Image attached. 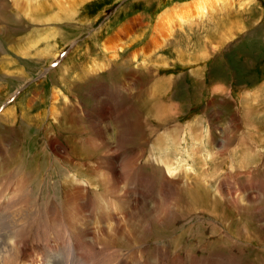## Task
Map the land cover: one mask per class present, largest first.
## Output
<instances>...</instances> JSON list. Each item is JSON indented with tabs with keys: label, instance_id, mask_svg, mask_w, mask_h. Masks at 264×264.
I'll use <instances>...</instances> for the list:
<instances>
[{
	"label": "rangeland",
	"instance_id": "obj_1",
	"mask_svg": "<svg viewBox=\"0 0 264 264\" xmlns=\"http://www.w3.org/2000/svg\"><path fill=\"white\" fill-rule=\"evenodd\" d=\"M192 1L47 0L33 22L0 0V116L12 108L0 118V248L13 224L48 263L264 264V0L177 28L146 58L160 16ZM122 29L112 57L104 45ZM111 164L134 206L110 191ZM72 201L95 236L78 252ZM60 214L84 259L64 252ZM47 216L55 254L34 240Z\"/></svg>",
	"mask_w": 264,
	"mask_h": 264
},
{
	"label": "bare ground",
	"instance_id": "obj_2",
	"mask_svg": "<svg viewBox=\"0 0 264 264\" xmlns=\"http://www.w3.org/2000/svg\"><path fill=\"white\" fill-rule=\"evenodd\" d=\"M13 5H15V7H17L18 10V14H21L22 16H25L27 18H29L31 21L33 22H43L44 20H40L41 17V13L43 15H46V13L50 10H48V7H50V4H48L46 1L47 0H11ZM70 1H74V2H82L83 0H70ZM234 0H194L192 2L189 3H185L180 5L178 8L174 9V10H170V11H166L164 12L160 18L158 19L157 23H156V32L155 35L152 39V43L150 45L147 46V48L145 50H142V54L146 55V58L150 56L151 53L155 52L156 50L160 49L165 43H167L169 40H171V37H173L174 32H176L175 30L177 28H181L183 26L186 25H191L192 23H198L197 20H203L204 18H208V16L213 15L215 12L217 13L219 12H224L229 10L232 7ZM40 2V3H39ZM253 3V0H245V2L243 4H241L242 8L245 7H249L250 4ZM53 5L58 6L59 3L53 2ZM70 5H72V3H69ZM63 5L60 3V6ZM68 6V5H67ZM60 8V7H59ZM62 8V7H61ZM65 8V7H64ZM58 9V8H57ZM67 9V8H66ZM70 9V8H68ZM173 9V8H172ZM224 9V10H223ZM63 10V8H62ZM61 10V11H62ZM65 10V9H64ZM59 11V10H58ZM66 11V10H65ZM50 12V11H49ZM67 12V11H66ZM56 13V12H55ZM226 13V12H225ZM56 14H54L55 16ZM50 16V15H49ZM48 16V17H49ZM46 18L45 21H49V18L52 19H56V17H49ZM202 22V21H201ZM126 30V29H125ZM122 29V31L117 34L115 37H112L109 39V41H107V43L104 45V49L106 53H109L112 55V57H114V55L116 54L117 50H122L123 45L125 43L124 39H122V37L125 35L124 32H127ZM128 30V29H127ZM124 33V34H123ZM156 36V37H155ZM47 39V38H46ZM27 44V43H26ZM28 45V44H27ZM31 45V44H30ZM30 48V47H29ZM163 48V47H162ZM27 49V47L25 48L24 46H22L20 48V52L24 53L25 50ZM147 49H149V52L147 53ZM24 56V54H23ZM137 53H135L133 58L137 59ZM146 61V60H145ZM145 61H143V65H145ZM152 93V92H151ZM96 97V96H95ZM99 97V96H98ZM101 97V96H100ZM99 97V98H100ZM251 100L257 101V96L253 95L250 96ZM101 102V100H100ZM99 102V103H100ZM253 102V101H252ZM103 106V104H102ZM104 107V106H103ZM106 108V107H105ZM124 109V108H123ZM101 111V109H99ZM128 111V110H127ZM51 115H53V117L57 118L56 112H54V108H52L51 110ZM125 112V111H124ZM12 113V108H8L6 109V113L4 112L3 115L0 116V118L2 119H6L9 115H11ZM101 113V117L103 118V116L105 117V115L108 114V109H102ZM125 114V113H123ZM103 120V119H101ZM98 123V122H97ZM106 129V128H105ZM197 136V135H196ZM163 145V144H162ZM53 146V145H52ZM159 147H161V144L158 145ZM111 148V147H110ZM197 143L194 146V149H197ZM215 148V147H214ZM109 149V148H108ZM109 151V150H108ZM10 153V152H9ZM109 153V152H108ZM112 156V155H111ZM13 157V156H12ZM111 158V157H110ZM16 159V158H15ZM162 163L166 168V173L168 176L173 177V175L170 172V158L169 156L167 157H163L162 158ZM15 161V160H14ZM111 161V160H110ZM136 163V161L134 162V164ZM133 164V165H134ZM132 165V166H133ZM137 165V164H136ZM8 166V165H7ZM112 166V164H111ZM127 170H129L130 168H132V166H127L125 165ZM3 167V166H2ZM4 168V167H3ZM2 168V169H3ZM6 168V167H5ZM4 168V169H5ZM112 169H110V176L107 177L108 182L113 184L111 185V189L110 191L114 194L117 195L118 197H121L120 200H123L122 205L125 207L126 205H133L135 201V198H133L132 194H130L129 192H125L124 189L123 191L118 187L117 182L120 181V179H125V175L127 171H124L120 174L117 173V171L115 170V168L112 166ZM3 169V170H4ZM9 169V168H8ZM1 170V169H0ZM6 171V170H5ZM8 171V170H7ZM4 172V171H3ZM9 172V171H8ZM127 176V175H126ZM120 178V179H119ZM119 179V180H118ZM118 180V181H117ZM117 181V182H116ZM120 183V182H118ZM185 183V181H184ZM84 188V187H82ZM109 188V187H108ZM194 187L190 186V190H192ZM81 189V188H80ZM127 189V188H126ZM86 189L84 188V191ZM83 191V190H82ZM108 191V190H107ZM69 194V193H68ZM67 195V194H66ZM80 196V195H79ZM75 197L74 195H69V202L72 200V198ZM78 197V196H76ZM75 197V200H76ZM122 197H124V199L127 201H125L124 199H122ZM79 198V197H78ZM118 199V198H117ZM23 201V200H22ZM78 201V200H76ZM76 201H72L70 204L73 206L72 210L74 211L73 215H71L70 217L73 218L71 219L69 217L68 223L72 229V232L75 233V236L77 237L78 241L76 243V245L78 246L77 252L82 249V247L86 246V244L89 242L91 244V240L92 238L95 240V236L94 237H90L89 236V230L87 228H82L81 226H79L77 224V221L74 220V218H78V217H83V212H85L84 207L80 204H78ZM125 201V202H124ZM23 205V204H22ZM27 205V204H26ZM70 206V205H69ZM70 206V207H72ZM134 206V205H133ZM30 207V206H28ZM15 208V207H14ZM136 208V207H134ZM84 209V210H83ZM105 209V208H104ZM109 212L106 213V216L109 218V221H112L113 219L117 220V216H113L114 214L111 213L110 208ZM124 209V208H123ZM16 210V209H14ZM125 210V209H124ZM18 211V210H17ZM102 211V209H101ZM107 212V211H106ZM131 212V211H130ZM69 213V212H68ZM103 213V212H102ZM119 213V212H117ZM129 213V212H128ZM78 214H81L78 216ZM105 214V213H104ZM116 214V213H115ZM19 215V214H18ZM85 215V214H84ZM117 215V214H116ZM16 216V215H15ZM19 217V216H18ZM100 217V216H99ZM15 220V217H13ZM22 218V217H21ZM82 219V218H81ZM107 219V218H106ZM108 220V219H107ZM119 220V219H118ZM117 220V221H118ZM86 223V221H84ZM82 223V222H80ZM119 223V222H118ZM16 224V223H15ZM31 225V224H30ZM83 225V224H82ZM90 225V224H89ZM101 223L100 226L101 227ZM85 226V225H83ZM110 226V225H109ZM29 227V226H28ZM32 227V226H30ZM87 227V224H86ZM20 228V227H19ZM18 228V225L15 226L13 224H9V228L7 229V233H8V240L3 241V245L0 248V264H66L64 263L65 261H55L52 260L51 263H48L47 261L43 260V259H39L37 260V257H35L38 252L36 251V249L34 247H30L27 248L26 246H24V244L19 243L17 239H19L21 237V234L26 233L25 231H21L20 234V230ZM105 229V228H103ZM91 231V230H90ZM98 231V230H97ZM23 232V233H22ZM100 233H102V228L99 231ZM18 234V237L16 236ZM24 236V235H23ZM22 236V237H23ZM21 237V238H22ZM90 237V238H89ZM26 238V237H25ZM24 239V238H23ZM91 239V240H90ZM20 240V239H19ZM104 245L101 244L100 245L103 246L104 248L107 249V247L109 248H117L116 246H121V242L117 241V240H109V239H105L102 238ZM22 242V241H21ZM26 242V241H24ZM124 244V242H123ZM77 248V247H76ZM109 248V249H110ZM181 248V247H180ZM44 252L45 254L49 257H56V256H52L48 253V249L46 247H44ZM33 253H32V252ZM107 251V250H106ZM37 252V253H36ZM86 252V251H85ZM85 252L79 254V256L77 258H73V259H84L82 256L85 254ZM137 253V252H136ZM35 255V256H34ZM59 256H64V255H59ZM58 256V257H59ZM130 256V255H129ZM120 258V257H119ZM125 258V257H124ZM137 258V257H136ZM69 261V260H68ZM125 261V260H124ZM127 261V260H126ZM136 262V261H135ZM125 264V263H124Z\"/></svg>",
	"mask_w": 264,
	"mask_h": 264
}]
</instances>
